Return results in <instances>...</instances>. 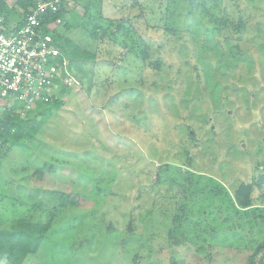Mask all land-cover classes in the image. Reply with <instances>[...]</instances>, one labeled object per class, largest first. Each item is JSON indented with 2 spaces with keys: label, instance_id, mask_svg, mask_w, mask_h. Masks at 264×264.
<instances>
[{
  "label": "rangeland",
  "instance_id": "1",
  "mask_svg": "<svg viewBox=\"0 0 264 264\" xmlns=\"http://www.w3.org/2000/svg\"><path fill=\"white\" fill-rule=\"evenodd\" d=\"M85 1L66 0L51 30L83 42L99 27L96 55L37 104L53 114L29 149L0 150V229L47 227L22 264H250L264 242V0ZM147 43L176 73L148 69Z\"/></svg>",
  "mask_w": 264,
  "mask_h": 264
},
{
  "label": "trees",
  "instance_id": "2",
  "mask_svg": "<svg viewBox=\"0 0 264 264\" xmlns=\"http://www.w3.org/2000/svg\"><path fill=\"white\" fill-rule=\"evenodd\" d=\"M37 1L38 0H17L13 3L14 5L12 6L8 2V0H0V14L5 16L6 24L7 22H16L19 26H21L25 23L29 15H31V8L36 6ZM65 1L66 0H61L60 3H58L59 10L57 12H53L51 8H47L46 11L41 12L37 16L38 26L36 29L40 31L42 35L51 34L53 36L54 40H56V45L61 49L62 54L67 57L71 71L75 60L88 61L94 59L96 55L95 52L97 50H94L95 45L97 48V37H99L100 32L102 31L101 29H98L99 27H95L93 33L90 34L87 32V29H82V35L86 40L84 39L83 42H77L72 37H63L60 33V30H51L52 25H54L53 23L59 18L61 20H64L67 14ZM85 2L86 3L84 4V8L87 10L92 2L91 0H87ZM69 25H71V22H69L67 26L69 27ZM90 36H93L96 39V42L93 40H89V38L91 39ZM214 39L219 47H221L222 44L221 42H218L217 36H215ZM202 40L203 43H205V47L207 48L208 53L211 52L213 56H216L219 60H222L223 57L226 56L224 55L226 47L225 51L221 55L219 53L215 54L213 51V42L209 40L208 36L203 38ZM100 41H102V39H100ZM196 50L198 49L196 48ZM144 56V64L148 65V69H150L153 74H156L157 76L163 75L165 67H168L169 69L167 70L168 74L176 73L174 67L165 63L166 60L161 59L163 58L161 49L152 48L151 43L146 44ZM197 71L199 73L204 72L203 65L200 67L197 66ZM179 74L181 73L179 72ZM64 89L65 87H62L61 93ZM55 100L56 99L49 98L47 100L39 101L38 105H40L39 107H41L45 103H51V101ZM61 105L62 101L58 102L56 107L58 108ZM52 114L53 112L50 108H44L42 111H39L38 109L32 111L30 118L27 120L21 118L19 116L20 114L16 110H13L11 113L4 115V120L2 121V128L0 131V150L3 149V147H5L6 145L9 148L20 147L23 150L29 149L31 147L33 139L42 129L44 124L50 119ZM38 117L39 119L36 120V118ZM46 167L36 169L32 173V179L34 178L35 180L39 181V183H45L48 180L50 173L54 171L52 167ZM64 188L65 190H68V186H64ZM250 189L251 187L242 186L237 192L236 197L239 202L238 204L243 207H248L251 205V203L250 196H247L243 199L241 197V193L248 192ZM55 196L64 205L66 204V200H69V198L71 197V195H67L66 192L56 193ZM47 230L48 229L45 225L39 223L31 224L23 220L17 221L11 229H0V256L8 261L9 264H22L24 259L28 255L41 253L44 240L47 236ZM263 249L264 242H262L258 246L254 254H252V256L250 257V264H255V257L257 256L256 254H258ZM57 256L58 254H56V257ZM64 261L65 263L67 262L66 260H62L61 258L57 257L58 263L62 264L64 263Z\"/></svg>",
  "mask_w": 264,
  "mask_h": 264
},
{
  "label": "built area",
  "instance_id": "3",
  "mask_svg": "<svg viewBox=\"0 0 264 264\" xmlns=\"http://www.w3.org/2000/svg\"><path fill=\"white\" fill-rule=\"evenodd\" d=\"M60 1L38 0L21 26L15 22L9 28L0 14V131L4 115L35 110L39 101L57 99L71 81L69 61L56 40L36 29L37 16L47 8L57 12Z\"/></svg>",
  "mask_w": 264,
  "mask_h": 264
}]
</instances>
